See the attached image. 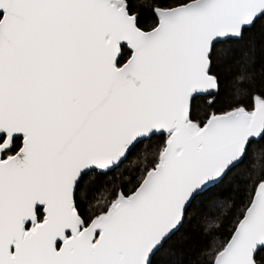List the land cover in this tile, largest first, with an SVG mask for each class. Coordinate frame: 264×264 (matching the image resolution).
I'll return each instance as SVG.
<instances>
[{"label":"snow or ice","instance_id":"6c2138e0","mask_svg":"<svg viewBox=\"0 0 264 264\" xmlns=\"http://www.w3.org/2000/svg\"><path fill=\"white\" fill-rule=\"evenodd\" d=\"M0 264H264V0H0Z\"/></svg>","mask_w":264,"mask_h":264}]
</instances>
